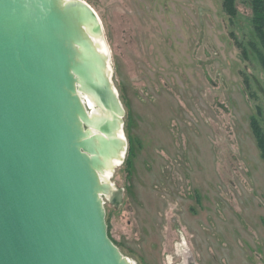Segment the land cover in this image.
<instances>
[{
	"label": "rangeland",
	"instance_id": "obj_1",
	"mask_svg": "<svg viewBox=\"0 0 264 264\" xmlns=\"http://www.w3.org/2000/svg\"><path fill=\"white\" fill-rule=\"evenodd\" d=\"M98 14L124 109V159L102 196L132 264H264V71L249 0H84ZM246 53H243V52ZM246 55L248 57H246Z\"/></svg>",
	"mask_w": 264,
	"mask_h": 264
},
{
	"label": "water",
	"instance_id": "obj_2",
	"mask_svg": "<svg viewBox=\"0 0 264 264\" xmlns=\"http://www.w3.org/2000/svg\"><path fill=\"white\" fill-rule=\"evenodd\" d=\"M101 34L84 0H0V264H132L105 221L127 142Z\"/></svg>",
	"mask_w": 264,
	"mask_h": 264
},
{
	"label": "trees",
	"instance_id": "obj_3",
	"mask_svg": "<svg viewBox=\"0 0 264 264\" xmlns=\"http://www.w3.org/2000/svg\"><path fill=\"white\" fill-rule=\"evenodd\" d=\"M222 3V8L225 13L230 16L236 14V0H219ZM249 5L252 10L250 18L253 38L248 42L249 48L247 55L252 53L257 60L261 69L264 71V0H249ZM246 55V57H248ZM250 127L254 136L256 146L259 150L260 158L264 160V131L260 126L257 116L250 117Z\"/></svg>",
	"mask_w": 264,
	"mask_h": 264
},
{
	"label": "bare ground",
	"instance_id": "obj_4",
	"mask_svg": "<svg viewBox=\"0 0 264 264\" xmlns=\"http://www.w3.org/2000/svg\"><path fill=\"white\" fill-rule=\"evenodd\" d=\"M92 39L95 42V44L97 45L99 51L101 53H104L105 55H107L110 58V51H109V49L107 47L106 40H105L103 34L98 35V36H92ZM85 98H86V101H87V103L85 105H86L87 108H89V110H92L93 113L96 112L97 114H100V115L103 114L99 110H94L93 109L94 101H93V99L91 97H89L88 95H85ZM97 114H94V115H97ZM120 164H121V162H120V160L118 158L117 159H112V160H110L107 168L104 169L99 174L101 180L108 181L110 183L112 191L116 190V185L110 181V178L112 176L111 175L112 174V170H113V167L115 165L119 166ZM106 196H110V194H107Z\"/></svg>",
	"mask_w": 264,
	"mask_h": 264
},
{
	"label": "flooded vegetation",
	"instance_id": "obj_5",
	"mask_svg": "<svg viewBox=\"0 0 264 264\" xmlns=\"http://www.w3.org/2000/svg\"><path fill=\"white\" fill-rule=\"evenodd\" d=\"M179 264H194L191 257H189V260H184L182 257V261Z\"/></svg>",
	"mask_w": 264,
	"mask_h": 264
}]
</instances>
